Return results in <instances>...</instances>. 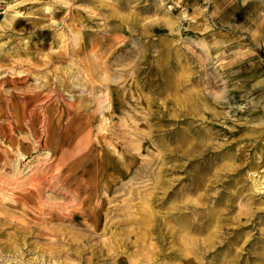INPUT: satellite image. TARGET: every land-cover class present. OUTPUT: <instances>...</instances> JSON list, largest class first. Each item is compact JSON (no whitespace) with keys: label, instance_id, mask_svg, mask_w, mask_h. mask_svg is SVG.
I'll use <instances>...</instances> for the list:
<instances>
[{"label":"rangeland","instance_id":"1","mask_svg":"<svg viewBox=\"0 0 264 264\" xmlns=\"http://www.w3.org/2000/svg\"><path fill=\"white\" fill-rule=\"evenodd\" d=\"M75 30L116 36L82 57L88 77L57 58ZM2 148L0 264H264V0H0ZM38 168L39 196L21 197ZM202 171L206 198L185 189ZM197 196L226 245L140 237L149 210L164 239L168 208Z\"/></svg>","mask_w":264,"mask_h":264},{"label":"bare ground","instance_id":"2","mask_svg":"<svg viewBox=\"0 0 264 264\" xmlns=\"http://www.w3.org/2000/svg\"><path fill=\"white\" fill-rule=\"evenodd\" d=\"M62 0H60L61 2ZM54 9V8H53ZM47 10V9H44ZM73 13V12H72ZM76 13V12H75ZM71 14L70 15V21L69 24H75L76 21L78 20V15L77 13L75 14ZM25 14V13H24ZM69 14V13H68ZM68 17V16H67ZM80 17V16H79ZM20 19V18H19ZM21 20V19H20ZM27 20V19H26ZM68 22V21H66ZM115 30V29H112ZM112 30L110 32H98V33H94L92 31L87 30L82 31V32H77L78 30H75V34L72 37V41L74 42V45L70 42L67 43V45L69 46V48L66 46V50L65 53L61 54L59 53L57 55L58 59H63V60H70L68 59L69 57H78L79 58V69L80 72H82L81 70H83L84 72H82V74L85 77H88V71L89 69H87V65L88 62L86 60H82L83 56H93L96 52V46L99 44L100 40H104L108 41V40H112L113 38H115V34H113ZM62 32V31H61ZM69 33V32H68ZM84 33H87L86 36L84 35ZM26 43V42H25ZM62 46V45H61ZM112 49V48H111ZM118 51V49L116 50ZM114 55H116L115 53H113V51H111L110 55L107 56V60H110L111 58L114 57ZM121 59V58H120ZM77 61V60H76ZM73 63V62H72ZM109 64V63H108ZM130 64V63H129ZM73 68V66H72ZM60 71V70H59ZM70 71V70H69ZM106 72V71H105ZM111 73V72H110ZM117 74V73H116ZM68 77V76H67ZM72 77V76H71ZM116 77V76H115ZM90 78V76H89ZM106 79V78H104ZM15 84L19 83L18 80H14ZM98 82V81H97ZM57 83V82H56ZM88 83V81H87ZM91 83L94 85L95 81L92 79ZM101 83V82H100ZM103 83V82H102ZM110 83V82H108ZM55 85V84H54ZM32 86V85H31ZM78 86V85H77ZM80 86V85H79ZM51 87V86H50ZM59 87V86H58ZM23 98V97H21ZM20 98V99H21ZM19 99V100H20ZM24 100V99H23ZM22 100V101H23ZM102 101V100H101ZM99 104V103H98ZM110 107V106H109ZM8 108V107H7ZM98 108V107H97ZM113 108V107H112ZM114 109V108H113ZM98 110V109H96ZM101 111V110H100ZM67 112V111H66ZM88 114V113H87ZM68 117V116H67ZM110 117V116H109ZM30 120V119H29ZM133 121V120H132ZM63 122V121H62ZM212 124V123H211ZM213 125V124H212ZM191 128V127H190ZM1 134H4L3 132H1ZM3 136V135H2ZM122 137V136H121ZM133 144V143H132ZM187 145L185 148L183 149L182 153L185 154H190L192 147H196L197 145L202 146L203 148H201V151L207 150L209 147L206 143L202 141H200V143H190L187 141ZM129 147V146H128ZM127 147V148H128ZM131 147V146H130ZM137 149V148H136ZM175 149H178V146L176 148H174L171 152H173ZM4 150L2 148V151L0 150V159H2L3 155H4ZM6 151V150H5ZM52 158V157H51ZM158 158V157H157ZM7 160V159H6ZM5 161V160H4ZM12 161V160H11ZM145 162V161H144ZM4 167V166H3ZM49 168V167H47ZM207 169V170H206ZM211 169V165L208 164L205 168V174H208L209 170ZM22 170V169H21ZM31 170V169H30ZM56 170V169H55ZM145 171V170H144ZM29 172V171H28ZM31 172V171H30ZM156 172V171H155ZM6 173V172H5ZM136 173V172H135ZM153 174V173H152ZM202 173H196L191 179H190V183L189 185L185 188L186 190H188L190 193H198L199 191L201 192V190H203L202 194L199 192L198 195L201 198H206L208 196L207 193V189H209V185L208 183H206L207 181L210 182L209 178L206 177V175ZM214 173H212L213 175ZM6 175V174H5ZM211 176V175H210ZM4 178V177H3ZM15 178V177H14ZM17 179V177H16ZM46 179V177L44 176L43 170L42 169H36L34 170L31 174H28L24 179H20L19 181L16 180L15 183H13L14 185L17 186V188H19L21 190V188L23 190H25V196H21V197H30V198H34L39 196V194L37 195V192H39L40 185H42L43 181ZM149 179V178H148ZM1 180V179H0ZM11 180V179H10ZM2 181V180H1ZM161 181L159 180V177L156 178L155 180V184H159ZM7 183V182H6ZM58 183V182H57ZM255 184V183H254ZM12 185V184H11ZM45 185V184H44ZM91 184H82V183H78L75 185V189H74V194L75 193H79L81 191V189H84V193L90 194L93 192V188H91L90 186ZM96 185V183H95ZM105 185V184H104ZM111 185V184H110ZM172 183L168 181V186L164 189L165 193L167 195H169L173 190L172 188L169 189L171 187ZM174 185V184H173ZM97 186V185H96ZM257 186V185H256ZM2 187V186H1ZM9 187V186H8ZM63 187V186H62ZM103 187V186H102ZM106 187V186H105ZM176 187V186H175ZM112 188V187H111ZM114 188V187H113ZM53 189V188H52ZM14 190V189H13ZM99 190V189H98ZM42 191V190H41ZM70 191V189H69ZM100 191V190H99ZM24 192V191H23ZM97 192V191H96ZM95 192V193H96ZM41 193V192H40ZM69 193V192H68ZM10 194V193H9ZM83 194V193H82ZM8 195V194H7ZM14 195V194H12ZM70 196V195H68ZM79 196V195H78ZM199 196L193 198L189 201V203H191V205L184 203L182 205H178L175 207H170L168 208V212H167V217L165 219V224H167L166 226V232H165V238H162V234L161 231L155 229V224L151 223L152 217H156V211L149 210L147 212L146 215L142 216V220L143 222L141 223V230H140V237L141 238H145V236H148V234L150 232H157L159 233V238H161L162 241L166 242V234H168V236L172 237L171 242H178L179 246H205L203 247V249L208 250L210 248H212L213 246H223L226 245V243L229 240V236H227L225 232H221L218 230H209L211 229L213 226H217L218 224H220L221 221V215L218 214L212 207L210 210H206L205 208H201L200 206H198V201L196 200L197 198H199ZM1 197V196H0ZM76 197V196H75ZM39 198V197H38ZM72 198V197H71ZM11 199V198H10ZM37 199V198H36ZM78 199V198H77ZM39 200V199H38ZM79 200V199H78ZM37 201V200H36ZM17 202V201H16ZM15 202V203H16ZM64 203V202H63ZM127 203V202H126ZM22 204V203H21ZM145 204V203H144ZM23 205V204H22ZM80 205V202H79ZM146 205V204H145ZM40 206V203L39 205ZM117 206V205H116ZM57 207V206H56ZM122 207V206H121ZM108 208V207H107ZM132 208V207H131ZM177 210L180 213H183L185 215H188L189 213L194 214L196 217L193 218L192 220H180V221H175L174 217H172V215L174 214L173 210ZM182 209H187L186 211H181ZM130 210V209H129ZM178 212V213H179ZM111 220V219H110ZM111 222V221H110ZM68 224V223H67ZM204 224H206L205 226H203ZM91 226H95V225H91ZM97 226L94 227V229H96ZM164 228V227H163ZM202 229V230H201ZM192 230H196V232L198 234H203L205 233L206 236L198 239V238H193L192 236ZM173 246V245H171ZM185 248V247H184ZM189 252L188 251H184L183 252V258L186 259L187 264H200V260L196 258V256H189ZM207 254V253H206ZM230 259H226L224 262H220L219 264H235L237 263V261H241L239 259V253L238 251L236 252L235 250H232L230 253ZM258 257L252 258L253 262H251L252 264H261V263H256L258 261Z\"/></svg>","mask_w":264,"mask_h":264}]
</instances>
